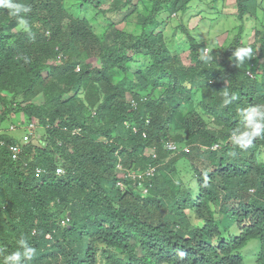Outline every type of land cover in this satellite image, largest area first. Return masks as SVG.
Masks as SVG:
<instances>
[{
	"label": "trees",
	"instance_id": "trees-1",
	"mask_svg": "<svg viewBox=\"0 0 264 264\" xmlns=\"http://www.w3.org/2000/svg\"><path fill=\"white\" fill-rule=\"evenodd\" d=\"M192 1L77 0L75 14L64 0H15L30 7L29 31L0 7V121H57L16 160L0 148V264L21 237L35 248L26 264H243L251 239L264 264V133L233 142L246 130L241 110L264 106V32L254 29L256 48L240 25L205 53L207 39L180 19L186 63L157 28L163 14L192 17ZM235 2L241 21L256 20L257 0ZM241 48L251 55L238 64ZM147 119L148 134L133 131ZM196 157L204 169L188 165Z\"/></svg>",
	"mask_w": 264,
	"mask_h": 264
},
{
	"label": "rangeland",
	"instance_id": "rangeland-1",
	"mask_svg": "<svg viewBox=\"0 0 264 264\" xmlns=\"http://www.w3.org/2000/svg\"><path fill=\"white\" fill-rule=\"evenodd\" d=\"M109 1V0H108ZM65 5L67 9H69L71 12H76L75 5L77 4V0H64ZM258 2V8H257V18L256 20L251 17L252 19L246 20L243 19V23L237 16L239 15V11H237V6L235 0H221V9L219 5H215L214 3L210 1H199V0H193L192 10L193 13L192 17L186 18V17H180V15L177 17V15L173 16V18L168 19L167 14H163L162 18L165 19V23H163L162 26H159L157 30H162L164 32V36L169 41V43L172 44L173 48L179 52L181 55V59L189 63V56L188 52L189 50L185 46L186 42V35L181 32L179 28L176 27L177 23L180 22V19H182L183 23L191 28V31L193 34L201 40L206 41L207 39V49L206 52H209L211 48H214L215 46H223L227 44V42L232 41V39L236 36V33L238 31V28L240 25L243 27V42L247 44H251L255 42L256 48L258 46V42L255 41V35H254V29L260 31L261 33L264 32V0H257ZM109 3V2H108ZM107 2L103 4V7H106L108 5ZM214 6V7H212ZM210 8V9H209ZM221 10V14H220ZM190 13V14H191ZM107 16L110 18H113L118 28L131 30L133 25L132 22L129 24H125V22L120 21V18L122 17L121 14H113V13H107ZM162 19V20H163ZM197 26V27H195ZM195 27V29L193 28ZM253 28V29H252ZM257 40V39H256ZM183 43V44H182ZM94 59H91L90 61L93 62V65H96V61H93ZM147 58L141 57L139 61H146ZM135 66V65H134ZM136 67V66H135ZM47 73V72H46ZM39 96H37L34 101L36 103L40 102ZM2 109V106L0 105V110ZM12 118H17V116H14V114H11ZM18 119L21 120V117L18 116ZM213 125V123H211ZM43 135L44 132L41 128L37 130V136ZM35 136V137H37ZM258 159L264 162V147H261L258 151ZM188 165L197 166L201 169L205 168V165L207 163L206 160L202 158H194L192 160H187ZM186 161V163H187ZM185 162H180V165L178 164V176H188L186 173ZM212 167V166H209ZM183 172H180V171ZM189 179V178H188ZM231 207H234V201L231 200L229 203ZM231 233L235 235L237 233L235 227L233 226L231 228ZM259 250V240L258 239H251L249 240L246 245L243 247L241 254L243 256V264H258L257 262V254Z\"/></svg>",
	"mask_w": 264,
	"mask_h": 264
},
{
	"label": "clouds",
	"instance_id": "clouds-1",
	"mask_svg": "<svg viewBox=\"0 0 264 264\" xmlns=\"http://www.w3.org/2000/svg\"><path fill=\"white\" fill-rule=\"evenodd\" d=\"M0 7L8 9V14L10 16L18 18L19 27L22 28L24 31H29L28 22L21 14L28 13L30 11V7L22 3L15 2V0H0ZM204 52L207 53L206 49ZM233 55L237 58V63L242 64L245 58L251 55V49L250 48L237 49L234 51ZM76 70L77 71L79 70V66L76 67ZM235 98L236 97L234 95H231V99H235ZM230 103H231V100L229 99V93L225 91L223 93V105H227ZM241 111L242 112L248 111L246 130L241 133L239 139L234 140L233 142L239 145L243 149L251 145L253 138L258 137L262 133H264V106L242 109ZM11 114H14V116H17V118L13 119L12 116H10ZM18 116L21 117V120L18 119ZM149 120L150 119L146 120L144 127L135 125V126H132V129L133 127H137L138 128L137 131H140L142 135H143V132H146L148 134L149 129H146V127L150 124ZM30 121H34L36 125L33 129V134L30 136V139L28 142H26V144L29 143L30 141L36 142L35 136H37V130L39 128H41L43 132L46 133V129L47 130L51 129V127L55 126V123L57 122V121H52L50 124L42 125L37 119H30V120L27 119L23 113L15 114L14 112H9L6 114L4 119L0 121V141H2V143L0 144V148L3 147L8 150L9 144L20 143L23 135L26 133V128H25L26 124ZM11 126H13V128H11ZM40 136L41 135L39 134L37 137H40ZM14 137L16 138V141L10 142L9 139L14 138ZM167 142H172L175 144V146H177L175 142L169 141V140H166V141L164 140V145H166ZM217 146L218 144H215L213 148H216ZM182 149L183 151H188L189 146L188 145L183 146ZM175 150L177 149L176 148L173 149V151ZM58 167H61V166H58ZM118 169L121 170L120 166H118ZM153 169L154 168L152 167L150 170H153ZM147 172L145 173L147 176L151 175L150 172L148 173ZM145 174L138 172V171L129 172L130 178L136 181L139 178H143ZM57 175H60V174H57ZM143 192H145V189L143 190ZM231 235L233 234L231 233ZM18 245H19L18 250L6 255L3 258L2 264H26L27 261L32 259V257L35 255V248L29 245L27 239L24 237H21L18 241Z\"/></svg>",
	"mask_w": 264,
	"mask_h": 264
},
{
	"label": "built area",
	"instance_id": "built-area-1",
	"mask_svg": "<svg viewBox=\"0 0 264 264\" xmlns=\"http://www.w3.org/2000/svg\"><path fill=\"white\" fill-rule=\"evenodd\" d=\"M147 123H148V121H147ZM35 125H36V123L34 121L28 122L26 124V127H25L26 128V133L23 135L21 142L20 143H11V144H9L8 150H9L10 156H11V158L13 160H16V159L19 158V155L21 154V152L23 150V145L26 144V142L29 141L30 136L33 134V129H34ZM11 128H13V126H11ZM137 130H138L137 127H133V131H137ZM78 131H79V129H74L73 133H78ZM143 135L145 136L146 132H143ZM1 143H2V141H0V144ZM166 147L169 148V149H172V150L176 148L175 144L172 143V142H167L166 143ZM35 171H36L37 174H39L43 170L41 168L37 167L35 169ZM149 171H151V170H149ZM56 173L57 174H62L63 173V168L62 167H57L56 168Z\"/></svg>",
	"mask_w": 264,
	"mask_h": 264
}]
</instances>
